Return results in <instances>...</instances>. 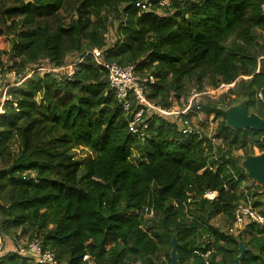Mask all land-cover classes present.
Masks as SVG:
<instances>
[{"label": "trees", "instance_id": "trees-1", "mask_svg": "<svg viewBox=\"0 0 264 264\" xmlns=\"http://www.w3.org/2000/svg\"><path fill=\"white\" fill-rule=\"evenodd\" d=\"M9 1L0 5V55L14 60L1 62L0 73L21 83L6 90L0 115L2 246L37 240L57 264H86L83 256L169 264L175 238L179 264H233L239 244L247 249L241 264H264V223H246L236 235L211 225L223 217L232 227L246 196L264 217L263 189L246 185L234 156L263 146L251 131L227 128L222 113L242 100L264 112L255 108L256 92L264 93V0H150L148 11L140 0ZM92 50L106 64L133 65L139 83L152 76L141 83L145 99L167 113L183 111L193 89L233 84L221 98H201L213 134L195 113L154 110L135 121L139 131L147 125L143 136L132 133L140 106L130 97L123 110ZM78 61L70 78L37 71ZM79 147L87 159L75 160ZM207 250L206 261L194 254ZM0 264L35 263L9 251Z\"/></svg>", "mask_w": 264, "mask_h": 264}, {"label": "built area", "instance_id": "built-area-1", "mask_svg": "<svg viewBox=\"0 0 264 264\" xmlns=\"http://www.w3.org/2000/svg\"><path fill=\"white\" fill-rule=\"evenodd\" d=\"M171 0H159L158 5L160 6H167ZM153 3L150 0H140L138 2L137 7L143 11H148L151 9ZM88 54H91L96 63L105 70L107 82L109 84L110 90L113 91L115 98L122 103L123 110L128 111L130 109V100L129 98L132 97L133 100L140 106L133 115V121H130L129 128L132 133H140V136H143V130L147 128L145 123L142 124V129L139 131V128L135 124V121L139 120L145 110H154L157 113L163 115H172L179 117L181 114L186 115L188 113H195L200 112L201 109V98L206 96L210 98H214L216 92L219 91L220 88L229 86V85H222L215 90L206 89L203 92H198L193 89L190 93V98L188 101L187 106L183 111L172 110L171 112L167 113L161 110L158 107L153 106L152 104L148 103L145 99L143 87L141 83L150 82L153 83L154 79L152 76L147 77L146 79L142 80L141 83L138 82L135 69L133 65H128L126 67H120L116 64H106L103 61L98 59L100 52L99 50H92ZM80 61L76 63H70L63 68L59 69H49L47 67L38 69L37 71L44 72V73H52L58 79L61 78V74L64 73L66 78H70L74 73V66L78 64ZM31 72L28 77L32 74ZM9 76L12 78L13 81L5 83V81L0 82V115L3 113V105L4 102L7 100L6 98V90L9 87L19 85L18 82L16 84V76L14 72H9ZM27 77V78H28ZM243 79H247V77H241ZM233 86V84H231ZM212 94V95H211ZM255 99L261 101L263 99V95L261 91L256 92ZM227 105V104H226ZM226 105L224 106L225 108ZM180 121V119L178 118ZM186 124V123H185ZM191 129L184 130L185 133H189ZM203 198L206 200H213L216 198V193L212 191H205L203 194ZM246 203H240L235 210L233 211V223L232 227L227 229L225 232L231 235H236L238 231H240L246 223H257L259 225L264 223V217L256 212V209L251 205V201L249 200L248 196H246ZM11 251V250H10ZM13 251L17 252L20 256L26 257L31 262L35 264H57V261L53 255L48 250H44L41 247V244L37 240L18 243ZM9 251L6 250L5 247L2 246L0 241V255L7 253ZM210 250H207L205 253L200 251H195L194 254L199 256L200 258L206 261V258L210 255ZM82 262L86 264H93L92 261L89 260L87 256H83ZM208 264V262H205Z\"/></svg>", "mask_w": 264, "mask_h": 264}, {"label": "water", "instance_id": "water-1", "mask_svg": "<svg viewBox=\"0 0 264 264\" xmlns=\"http://www.w3.org/2000/svg\"><path fill=\"white\" fill-rule=\"evenodd\" d=\"M226 127L237 131L262 132L264 134V120L249 112L248 102L242 100L222 110ZM264 144V136L261 139ZM241 168L247 178L260 185L264 194V152L259 155H248L241 161ZM264 206V199L262 200ZM179 243L175 238L171 239L169 251V264H179L178 251ZM247 249L243 244L238 246V255L234 258L233 264H241V260Z\"/></svg>", "mask_w": 264, "mask_h": 264}, {"label": "rangeland", "instance_id": "rangeland-1", "mask_svg": "<svg viewBox=\"0 0 264 264\" xmlns=\"http://www.w3.org/2000/svg\"><path fill=\"white\" fill-rule=\"evenodd\" d=\"M10 4V1L9 0H0V5H2V6H7V5H9ZM59 16H61V18H63V16L62 15H59ZM2 27H3V21H2V19L0 18V31L2 30ZM108 42V41H107ZM9 48V44L6 46V49H8ZM14 60V58H11V57H8V56H2V55H0V63L1 62H3V63H5V65L7 66L8 65V63H9V61H13ZM243 79V78H242ZM247 79H249V78H247ZM3 81H5V83H7V82H11V81H13L12 80V78L9 76V73H0V82H2L3 83ZM18 84H20V83H18ZM232 88V85H229V86H225V87H222V88H220L219 89V91L218 92H216V94L214 95V99H218V98H221V96L222 95H224L225 93H227V91L229 90V89H231ZM212 95V94H211ZM236 104V103H235ZM196 117H197V119L198 120H204L205 121V123H206V125H205V127L203 128V131H204V133H206V135L208 134V136L209 135H212L213 134V130L215 129V127H216V123H214V122H212V121H210L209 120V118L207 119V118H205V116L201 113V112H196ZM211 119V118H210ZM73 153H74V157H75V160H77V161H81L82 159H87V153H86V151L84 150V148H77V149H75L74 151H73ZM257 153V149L256 148H253V150H252V154H250V155H255ZM259 154V153H258ZM90 156H92V154L90 155ZM234 156L236 157V158H242L241 160L243 161V159L246 157V156H248V154L246 155L245 153H244V151H238V152H236L235 154H234ZM73 157V158H74ZM138 156H137V154L134 152V150H131V154H130V156H129V161L130 162H132L133 164H136L137 162H138ZM26 175V174H25ZM32 176V175H31ZM252 182V181H251ZM253 183V184H252ZM252 183H247L246 185L247 186H249V187H251V189L253 188V187H255V186H258V185H256V183H254V182H252ZM261 192V191H260ZM261 193H263V191L261 192ZM263 199H264V194H263ZM251 201V200H250ZM259 210H258V208L256 209V212H258ZM259 213V212H258ZM211 225L213 226V227H215V228H217V229H219L221 232H225L226 231V228H228L227 226H228V224H227V222H226V220L223 218V217H217V218H215V219H213L212 221H211ZM22 240H24V239H22ZM25 241V240H24ZM205 241H207L208 242V239H205ZM10 241H7V240H5V243H4V245H5V248H6V250L7 251H13V248H11V242L9 243ZM207 244V243H206Z\"/></svg>", "mask_w": 264, "mask_h": 264}, {"label": "flooded vegetation", "instance_id": "flooded-vegetation-1", "mask_svg": "<svg viewBox=\"0 0 264 264\" xmlns=\"http://www.w3.org/2000/svg\"><path fill=\"white\" fill-rule=\"evenodd\" d=\"M262 95H263V99L261 101H258L257 99H255V108H258L260 106L264 108V93H262ZM248 110H249V112L255 114L257 117H259L262 120H264V112H263V114L259 115L258 113L253 112L249 107H248ZM251 133L253 134L252 137L255 140H259L260 145L263 146V149L261 151L256 148L257 149V153L255 155H259V154L264 152V144L261 141V139L264 136V134L262 132H251Z\"/></svg>", "mask_w": 264, "mask_h": 264}, {"label": "crops", "instance_id": "crops-1", "mask_svg": "<svg viewBox=\"0 0 264 264\" xmlns=\"http://www.w3.org/2000/svg\"><path fill=\"white\" fill-rule=\"evenodd\" d=\"M106 37H107V40H108V35H106ZM72 77V76H71ZM11 248H14L13 246H11Z\"/></svg>", "mask_w": 264, "mask_h": 264}]
</instances>
